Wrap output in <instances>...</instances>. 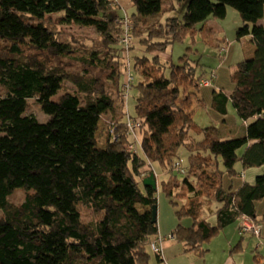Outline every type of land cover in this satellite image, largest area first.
<instances>
[{
    "label": "trees",
    "instance_id": "1",
    "mask_svg": "<svg viewBox=\"0 0 264 264\" xmlns=\"http://www.w3.org/2000/svg\"><path fill=\"white\" fill-rule=\"evenodd\" d=\"M175 4L185 5L180 19L149 25ZM227 7L241 19L237 39L248 36L254 46L230 75L231 96L212 93L214 111L225 116L230 101L237 117L249 122L234 137L215 127L194 128L191 105L203 103L199 63L184 54L166 76L160 62L186 36L193 45L195 34L207 30L210 18L223 19ZM263 17L264 0H0V264H153L161 257L151 250L158 190L176 218L190 222L171 233L183 253L203 257L205 245L241 216L264 220L255 209L264 199V174L234 191L222 187L223 174L237 175L238 161L243 169L264 166ZM65 24L98 37L78 53L61 29ZM134 43L146 54L131 61ZM129 70L136 76L133 114H127L124 90ZM30 99L45 122L27 114ZM103 116L107 132L99 148L95 135ZM127 119L140 123L136 141L127 135ZM157 169L167 178L156 189L144 186L145 178L158 177ZM19 189L23 201L11 204ZM212 206L215 224L202 217Z\"/></svg>",
    "mask_w": 264,
    "mask_h": 264
},
{
    "label": "rangeland",
    "instance_id": "2",
    "mask_svg": "<svg viewBox=\"0 0 264 264\" xmlns=\"http://www.w3.org/2000/svg\"><path fill=\"white\" fill-rule=\"evenodd\" d=\"M122 8L127 12L128 15L133 13V8H130L127 2L121 3ZM129 7V8H128ZM165 9L168 7L164 5ZM185 5H174V8L170 11L162 12L159 15L149 19V25L160 23L163 24L167 18H181L184 13ZM128 8V9H127ZM55 21L60 20V15H52ZM258 25L264 26V17L258 22ZM201 25L197 26V29ZM242 26L241 19L237 13L232 8L227 7L226 16L223 19L210 18L207 21V30H199L194 36V44L192 45V40L189 36H186L182 42H176L170 45L165 52L160 55V62L166 68V76L168 74V66L170 64L177 65L179 58L184 54H188L191 60L197 61L199 65L197 66L198 72H203V80H209L211 85L205 86L201 84L197 97L201 100L202 106L193 101L190 112L191 119L196 129H205L209 127H215L224 130L226 133L231 134V137L242 135L244 133V128L249 122H243L240 120L230 103L226 104V115L221 116L216 111L212 109V93L221 92L227 98L233 93V85L231 83L230 75L233 69L238 63L247 59V56L253 55L250 45V38L245 36L241 39H237V30ZM62 31L71 37L75 48L83 46H90L94 40L97 39L98 34L92 29L82 28L73 24L62 25ZM208 41L211 43H208ZM83 44V45H82ZM90 44V45H89ZM135 48H133L129 54L128 59L133 55H138L142 52L139 45L134 43ZM249 46V47H248ZM187 48H192L193 52L187 50ZM247 55V56H246ZM150 58V56H146ZM129 75L132 77V83H135L136 76L129 70ZM212 76V77H211ZM124 80L127 81V76L125 75ZM69 90H74L71 84H67ZM191 92H193L191 90ZM2 91H0V95ZM136 90L130 89L128 92V97L126 100V111L127 114H133V108L135 104ZM27 114L36 117L40 122H45L47 117L42 114L39 107L34 100H29V108ZM106 116H103L102 120L98 124V129L95 135L96 143L99 148L105 146V138L107 132V122L105 120ZM192 134V133H191ZM244 148L237 151V156L240 157ZM181 156V167L185 169L187 166V154L184 148L180 149ZM156 167V166H155ZM234 169L237 175L230 177L228 174H223L222 177V187L225 190L231 188L232 191L236 190L243 183L252 185L255 181L256 176L264 174V166L252 167L243 169L240 161H238ZM157 182L158 184L167 178L166 175H161L157 169ZM179 179L182 176L176 173ZM158 190L157 198V210L158 204L162 207L161 200L165 198L162 192ZM163 196V197H162ZM25 197L23 190H17L12 196L8 198L11 204L19 205ZM140 209V207H138ZM256 218L261 220L264 214V199L259 200L255 203ZM212 207H204L202 210V217L207 219L210 223L215 224V216L212 214ZM212 214V215H211ZM260 229L259 236H252L248 233H241L238 230L239 222L223 229L215 239H211L209 243L205 245L207 252L204 255V260L206 264L217 263L221 261L223 249L228 243L233 249L238 243V247L234 250V260L236 264H264V220H261L258 224ZM239 231V232H237ZM228 252V249H227Z\"/></svg>",
    "mask_w": 264,
    "mask_h": 264
},
{
    "label": "crops",
    "instance_id": "3",
    "mask_svg": "<svg viewBox=\"0 0 264 264\" xmlns=\"http://www.w3.org/2000/svg\"><path fill=\"white\" fill-rule=\"evenodd\" d=\"M249 46L251 47L252 52H254V46L251 43ZM251 56H247L246 58L249 59ZM161 204L162 207L158 204L156 219L158 227L157 239L160 240L162 253L159 261H154L153 264H206L204 256L200 257L194 253H183L181 246L176 243L175 240L168 239V236L171 235L177 225L180 224L187 227L190 225V222L187 219L178 220L174 214V209L170 206L167 199L163 198L161 200ZM230 244L231 243H228V247L226 246L223 249L221 261L212 264H236L233 258L234 250H232Z\"/></svg>",
    "mask_w": 264,
    "mask_h": 264
},
{
    "label": "built area",
    "instance_id": "4",
    "mask_svg": "<svg viewBox=\"0 0 264 264\" xmlns=\"http://www.w3.org/2000/svg\"><path fill=\"white\" fill-rule=\"evenodd\" d=\"M123 22H124L125 30L128 31V28H130L129 20L127 18H125L123 20ZM127 33L128 32L124 33L123 37L121 38V43L125 47L129 43V37H128ZM124 56H125V58H127L126 50L124 52ZM131 82H132V77L129 75V72H128L127 81H126V83L124 85L125 97L127 96L128 92L130 90ZM202 84L205 85V86H209L210 85V81L204 80ZM139 126H140V123L137 120H132V119H127L126 120L127 135L131 138L132 141L133 140L136 141V131L138 130ZM133 147H134V144L132 143L131 145H129L128 149L129 150H133ZM179 167L180 166L176 165L177 170H178ZM238 222H239V226H238L239 227V231L241 233H243V234L244 233H248V234H251L252 236H259L261 228L258 227L257 223L253 219H251V218H249L247 216H241ZM168 239L173 240L172 235H169ZM151 250L154 253H157V254H161L162 253L160 240L157 239V241H154L153 243H151Z\"/></svg>",
    "mask_w": 264,
    "mask_h": 264
},
{
    "label": "water",
    "instance_id": "5",
    "mask_svg": "<svg viewBox=\"0 0 264 264\" xmlns=\"http://www.w3.org/2000/svg\"><path fill=\"white\" fill-rule=\"evenodd\" d=\"M143 185L144 186H147V187H151L153 189H156V179H155V176L152 174L150 175L149 177L145 178L143 180ZM156 208H153V211H152V217H153V220H156Z\"/></svg>",
    "mask_w": 264,
    "mask_h": 264
}]
</instances>
